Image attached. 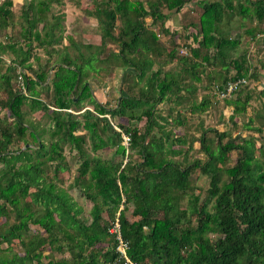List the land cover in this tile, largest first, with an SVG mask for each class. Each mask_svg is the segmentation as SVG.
Listing matches in <instances>:
<instances>
[{
    "label": "trees",
    "instance_id": "1",
    "mask_svg": "<svg viewBox=\"0 0 264 264\" xmlns=\"http://www.w3.org/2000/svg\"><path fill=\"white\" fill-rule=\"evenodd\" d=\"M24 1V44L8 36L0 41V63L11 55L16 66L31 69V58L40 59L33 51L43 49L55 72L49 79L51 68H32V80L24 73L26 92L16 88L10 76H0V90L7 93L5 101L0 97V108L9 111L0 118V220H7L0 225V264H264L263 151L262 160L256 158L253 137L247 141V151L224 142L229 134L213 129L193 138L184 151L176 147L187 144L186 134L174 131L190 123L183 111L193 115L207 110L206 97L184 105L196 96L206 68L216 69L207 75V88H214L218 100L233 105L234 115L247 111L253 92L242 89L248 78L260 76L246 55L233 58L241 39H231V25L236 17L255 20L257 26L246 33L252 40L264 35V0H147V7L140 0H98L85 15L97 21L100 43H79L70 37L65 46L61 43L64 16L54 12L63 0ZM194 2L203 9L198 32L188 33L196 47L187 40L181 49L187 47L189 55L180 56L179 45L168 50L152 26L171 35L167 22ZM13 5V0H0V37L14 24ZM174 62L180 69L166 70ZM113 68L121 69L123 76L121 96L111 108L97 100L89 78ZM239 79L247 84L233 94L238 97L220 99L219 90ZM37 87L52 90L49 103L39 97ZM85 101L94 110L83 108ZM26 105L32 113L45 112L51 127L39 132L29 125ZM162 105L168 106L165 116ZM108 116L127 124L114 125ZM143 119L142 132L137 124ZM79 130L87 134H77ZM45 134L51 137L48 145ZM28 135L38 143L36 149L28 147ZM124 136L129 138L128 146ZM86 137L94 153L113 148L121 160L89 154ZM195 141L200 142L205 161L188 160ZM21 143L25 149L11 150ZM62 144H70L82 160L71 188H79L93 203L90 223L73 196L55 182L66 169ZM234 150L243 154L227 168ZM182 155V161L176 159ZM57 160V166H49V161ZM198 171L209 180L204 201L192 185L191 176ZM131 207L134 220L127 216ZM12 216L15 222L9 224ZM117 221L129 262L122 256L118 234L112 232ZM31 225L39 227L34 234ZM14 241L19 242L20 252H11Z\"/></svg>",
    "mask_w": 264,
    "mask_h": 264
},
{
    "label": "rangeland",
    "instance_id": "2",
    "mask_svg": "<svg viewBox=\"0 0 264 264\" xmlns=\"http://www.w3.org/2000/svg\"><path fill=\"white\" fill-rule=\"evenodd\" d=\"M23 0H15L16 5H13L14 9V19L13 26L0 37V41H7L6 37L8 36L11 41H18L20 44H24L23 42V33L25 31V24L22 18L23 11ZM27 0L24 1V3ZM98 0H63L61 5L54 6V12L56 15L64 16V21L62 22V26L64 31L62 32L63 39L61 41L62 45H68L70 43L69 38H73L79 43H98L100 41V29L98 27L97 21L89 18L85 15V10L90 8L95 4L94 2ZM135 2L136 0H132ZM143 2L144 6L147 7V0H140ZM213 1V0H209ZM167 12V11H165ZM203 14V9L197 2L188 4L177 16L179 20V24H174L173 21L167 24L171 29V35H166L161 32L159 27L152 26L157 33L160 34V39L163 45L169 50L175 47V44L179 45V55L181 56V47L182 44L187 45L186 41L189 40V30H196L198 32L200 26V19ZM174 16V15H173ZM148 23L152 22L151 18L147 19ZM92 22H94V30H91ZM88 23L91 24L88 26ZM193 24V25H191ZM233 28L231 33V39L240 40V44L233 51V58L240 57L242 55H246L248 62L252 68H256L257 74L260 76L258 78L252 79L248 78V85L242 89L245 92L252 91L253 92V100L251 101L246 112H241L234 115V107L233 105H228L227 101L218 100L214 88L212 86H208L209 79L207 78V74L210 69L206 68V72L204 75V81L201 85L198 86V91L196 96L190 99V103L186 102L185 106H190L193 99L197 98L198 102H200L203 98H208L210 100V104L207 110L203 113H194L193 115L188 114L189 112L183 111V114L187 115V118L190 120V123L186 127L176 128L174 131L179 136H183L186 134L187 144L185 146H177V149L187 150L189 146L192 144V140L199 139L202 133L205 130L213 129L218 133L226 132L229 134L228 137L224 139V142H233L238 145H242L244 149L249 151V146H247V141L253 137V144L255 145V157L261 158V151L264 153V120L262 118H258L257 115L264 116V95H261L260 92L264 91V35L258 34L255 40H252L249 34L246 33V30L252 29L257 26V22L251 19H241L236 17L232 22ZM27 48V47H26ZM116 48V46L112 47ZM34 57L37 55L40 58L38 61L35 59L30 60L31 69L24 70L23 68L16 66V63L13 61L12 56H4L5 62L0 63V76L6 75L12 78V83L14 86L19 88L20 78H23V74L25 73L30 80L34 78V74L32 72V68L35 71H38L41 67L43 70H48L51 68V72H49V79L53 76L55 70L52 64L48 62L49 55L43 49H35L33 51ZM33 57V58H34ZM36 57V58H37ZM14 58V57H13ZM218 63V61H217ZM33 65V66H32ZM11 67H16V71H13ZM53 68V69H52ZM180 66L174 62L172 64L167 65L166 70H179ZM212 75V74H211ZM234 75V73H231ZM122 70L121 69H110L107 72H103L93 78H89V82L92 83V88L95 91L97 100L101 104H108L111 108L116 105L117 98L121 96V80H122ZM24 79V78H23ZM48 79V80H49ZM214 82V81H213ZM212 82V83H213ZM218 83V79L215 80ZM221 82V80H219ZM39 92V97L44 101L49 103L51 101V97L53 95L52 90L47 91L46 89L42 90L41 87H37L36 89ZM241 91V92H243ZM28 94V92H27ZM0 97L2 100L7 99V93L5 89L0 90ZM238 96L233 95L229 100H235ZM82 107L90 110H94V107L87 101L82 104ZM162 108L161 114H165V109L167 113L168 106H160ZM24 111L26 112V120L29 125H33L37 127L36 129L40 132L41 129H49L51 127V120L49 117L45 115L43 111H37L32 113L28 105L24 106ZM75 111V110H74ZM72 111V112H74ZM84 112L82 110L80 113ZM9 111L7 109L1 110L0 108V118H4L8 115ZM78 113V112H75ZM111 123L114 125L116 123H126L125 119H117L116 122L108 116ZM253 119V121H250ZM11 123V122H10ZM146 119H143L140 123L137 124V127L142 132L145 130ZM168 128H171V125H168ZM251 128V129H250ZM257 129H261L260 132ZM215 133V132H214ZM77 134H87L86 131L79 130ZM211 137L212 134L209 133ZM29 145L28 147L36 149L37 144L29 135H28ZM43 141L46 145L50 144L51 137L49 134H45ZM90 139L86 137V145L88 153L91 155H98L102 159H114L116 161H120L121 158L118 156H114L115 149L107 148L94 153L91 148ZM125 146H128L125 144ZM217 140L213 144V148H216ZM194 149L191 150L187 158L189 161L200 159L202 161L206 160V154L201 149L200 142H194ZM62 153L63 159L62 164L66 167L64 171L59 173V177L55 179V182L59 187L68 191V193L73 196L76 200L77 204L83 209V215L87 222H91L90 211L93 206V203L89 201L80 191L79 188L72 189V183L75 178L79 176V167L81 165V159L79 158V154L77 150H74L70 144H62ZM25 149L24 144L21 143L19 146L11 147V150L16 151L18 149ZM128 154H132V151H128ZM238 151L234 150L231 152L230 159L227 162L226 167L230 168L235 165L240 156ZM137 156H135V159ZM185 158V155L177 156L176 159L182 161ZM126 160V159H125ZM127 161V160H126ZM60 163L57 161H49V166L53 165L54 167ZM2 166V164H0ZM49 175L53 177V173L49 172ZM224 180L227 179V175H224ZM192 185L194 188V193L196 195H201V201H204L207 198V189L209 185V180L207 176L201 175L198 171L191 176ZM83 183H85V179H83ZM187 204V200L184 201V206ZM133 207L127 213V216L130 220H134L135 218L132 215ZM6 218H2L0 220V225L6 222ZM15 222L14 217L12 216L9 219V224H13ZM39 230L38 226L31 225V233L34 234ZM3 248L6 249L7 246L3 245ZM14 252H20L21 246L18 241H14L12 245ZM10 252L6 250V253ZM8 256H11L8 254ZM57 258H62L63 256L57 255Z\"/></svg>",
    "mask_w": 264,
    "mask_h": 264
},
{
    "label": "built area",
    "instance_id": "3",
    "mask_svg": "<svg viewBox=\"0 0 264 264\" xmlns=\"http://www.w3.org/2000/svg\"><path fill=\"white\" fill-rule=\"evenodd\" d=\"M189 45H191L192 47H196V45L192 42V38L189 40ZM190 50L187 47H183L181 49V54L182 55H189ZM247 84V80L246 79H239V80H235V81H229L226 86L222 89L219 90L218 92V96L220 99H226L229 98L230 96H232L241 86H244ZM19 86L20 88L26 92L25 89V85L22 81V78H20L19 81ZM124 142H126L125 144L129 145V138L127 136H124ZM112 232L118 234V239L121 241V253L122 256L126 258V260L129 262L127 255H126V249L128 248V245L126 243L123 242L121 235H120V225L118 223V221L115 224V227L112 229Z\"/></svg>",
    "mask_w": 264,
    "mask_h": 264
},
{
    "label": "crops",
    "instance_id": "4",
    "mask_svg": "<svg viewBox=\"0 0 264 264\" xmlns=\"http://www.w3.org/2000/svg\"><path fill=\"white\" fill-rule=\"evenodd\" d=\"M13 2H14V6L16 5V3H15V0H13ZM171 21H173L174 22V24H176L177 25V23L179 22V20H178V18H177V16L176 15H174V16H172L171 18H170V20L167 22V24L169 23V22H171ZM179 24V23H178ZM91 24H89L88 23V26H90ZM224 26H226V25H224ZM94 27H95V25H94V22H92V26H91V30H94ZM232 28H233V25H231V30H232ZM192 38V42L195 44V42H194V40H193V36H190L189 37V40ZM88 43H90V42H88ZM87 43V44H88ZM100 43V41L98 42V43H92V44H99ZM196 45V44H195ZM214 70H216L215 68H211L210 70H209V72H208V74L211 72V71H214ZM207 71V70H206ZM207 73V72H206ZM207 74V75H208ZM202 79H203V81H204V75H203V77H202ZM203 81H202V83H203ZM199 85H201V83L200 84H198V86ZM93 91H94V89H93ZM95 92V91H94ZM71 111V110H70ZM72 112V111H71ZM74 113V112H73Z\"/></svg>",
    "mask_w": 264,
    "mask_h": 264
},
{
    "label": "bare ground",
    "instance_id": "5",
    "mask_svg": "<svg viewBox=\"0 0 264 264\" xmlns=\"http://www.w3.org/2000/svg\"><path fill=\"white\" fill-rule=\"evenodd\" d=\"M208 101V100H207Z\"/></svg>",
    "mask_w": 264,
    "mask_h": 264
}]
</instances>
